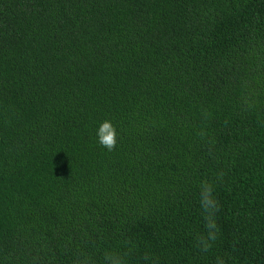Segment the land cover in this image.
<instances>
[{
	"label": "trees",
	"instance_id": "obj_1",
	"mask_svg": "<svg viewBox=\"0 0 264 264\" xmlns=\"http://www.w3.org/2000/svg\"><path fill=\"white\" fill-rule=\"evenodd\" d=\"M105 253L264 264V0H0V264Z\"/></svg>",
	"mask_w": 264,
	"mask_h": 264
},
{
	"label": "clouds",
	"instance_id": "obj_2",
	"mask_svg": "<svg viewBox=\"0 0 264 264\" xmlns=\"http://www.w3.org/2000/svg\"><path fill=\"white\" fill-rule=\"evenodd\" d=\"M98 143L106 148L108 151L115 150L117 146V130L115 125L110 120L103 121L97 131ZM221 177L223 173L220 174ZM200 203L205 216V228L207 229L206 237L201 235L197 238V247L203 252H207L211 247V242L217 239L218 225L216 220V213L220 211L218 201L214 197L213 185L210 182H203L200 192ZM105 259L109 264H122L119 256L105 253ZM216 264H225L224 260L217 257Z\"/></svg>",
	"mask_w": 264,
	"mask_h": 264
}]
</instances>
